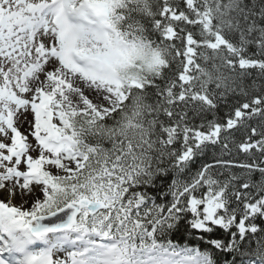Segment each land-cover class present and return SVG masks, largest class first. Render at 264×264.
Wrapping results in <instances>:
<instances>
[{"label": "snow or ice", "instance_id": "6c2138e0", "mask_svg": "<svg viewBox=\"0 0 264 264\" xmlns=\"http://www.w3.org/2000/svg\"><path fill=\"white\" fill-rule=\"evenodd\" d=\"M0 264H264V0H0Z\"/></svg>", "mask_w": 264, "mask_h": 264}]
</instances>
